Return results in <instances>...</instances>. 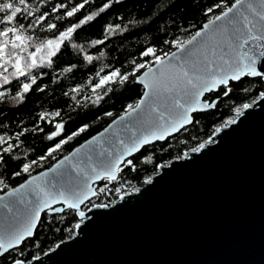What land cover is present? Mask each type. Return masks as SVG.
I'll return each mask as SVG.
<instances>
[{
  "label": "water",
  "instance_id": "water-1",
  "mask_svg": "<svg viewBox=\"0 0 264 264\" xmlns=\"http://www.w3.org/2000/svg\"><path fill=\"white\" fill-rule=\"evenodd\" d=\"M252 2L258 4L259 0ZM238 7L239 13L233 10L229 14L230 17L235 16L236 23L227 27L229 30L240 29L246 36L244 17L247 16L251 22L248 27H252L258 17L252 10ZM225 24V21H216L206 32L202 31L196 41L185 47L199 49L201 59L206 55L220 63L219 57L227 53L228 49L225 45H217L225 39L226 34L216 31L211 42L208 37L217 26ZM202 42H207L206 46ZM249 48L253 49L250 54L258 59V67L264 68V56H260L264 52V40L249 41L240 51H247ZM173 52L176 53L175 59L171 58ZM162 59L167 66L163 79L168 88H172L176 82L181 67L191 70V63H186L184 53L177 49ZM150 68L152 71L145 77L146 81L151 80L153 73L159 75L160 65L153 64ZM145 72H148V68L139 75ZM136 83L143 88L144 93L146 89L143 84ZM178 89L179 85L171 92L161 89L160 98L156 100L159 111H165L167 97L181 95ZM143 93L138 102L144 98ZM211 93H206L205 96ZM204 100L205 97H201L198 107L203 106ZM209 110L212 109L190 115ZM124 115L125 113L116 117L104 129L72 149L49 168L1 194L0 233L5 229L21 226L29 210V205L25 202L29 198L25 197L24 201L20 199L28 191V186L14 196L8 193L43 172H48V179L54 178L53 182L60 184L71 180L80 170L94 175L87 157L90 156L91 163L97 166L104 159L102 153L111 152L114 155L122 151L120 140L130 143V138L139 136L144 131L141 122L147 116V102L131 117L121 121L120 117ZM234 118L237 120L235 124L219 126L221 131L199 152L188 151L187 157L182 156L159 165L157 172L150 177V183L144 182L131 193L120 195L111 205L83 209L96 197L89 192V200L81 205V210L85 212L84 218L78 217L73 209H65L75 212L80 228L74 227L71 238L57 243L41 255L39 261H33V264H264V101L245 110L242 116ZM190 125L187 124L184 128ZM182 129L167 135L163 140L152 139L150 144L141 146L139 151L145 146L164 142ZM89 141L92 143L89 144ZM77 149L80 150L79 153ZM139 151L125 157V162ZM65 157L69 158L68 161L57 168ZM49 169L56 171L51 172ZM65 170L67 174H64ZM97 170H100L99 167ZM109 171L115 179L109 180L102 176L98 180H90L92 191L96 192V185L103 180L117 179L119 171ZM53 207L63 205L55 204ZM43 213L60 214L47 210L41 212V215Z\"/></svg>",
  "mask_w": 264,
  "mask_h": 264
},
{
  "label": "trees",
  "instance_id": "trees-1",
  "mask_svg": "<svg viewBox=\"0 0 264 264\" xmlns=\"http://www.w3.org/2000/svg\"><path fill=\"white\" fill-rule=\"evenodd\" d=\"M235 0H115L110 3L109 8L100 12V9L109 0H89L84 8L80 9L72 17L64 16L65 11L71 10L83 0H28L29 10L34 11L35 16L45 12L49 15L42 25L35 26L25 35L33 37L30 46L22 55L25 57L24 64H30L27 59L29 52H36L40 43L58 35L59 31L79 23L81 19L95 13L93 20L86 22L72 34L71 40L65 41L56 56L49 57L47 48L36 52V62L40 65L30 70L27 78L21 76L13 77L14 69L7 65L10 83L5 85L0 80V136L9 139L14 145L11 153H0L4 155L5 163L0 164V195L18 186L30 176L37 174L54 164L58 159L68 154L72 149L104 129L112 120L125 113L129 104L135 105L143 93V88L136 83V78L129 77V81L123 85L109 83L102 88L93 91L99 83L101 76L107 74L113 68H119L122 73L132 72L134 65L131 63H144L153 57H142L141 53L148 47L156 49V54L170 53L176 49L166 41H186L208 20L214 18L228 9ZM57 4H64L65 8L52 12ZM219 5V7H216ZM212 8V12L207 10ZM39 9L38 11H35ZM57 16H63L57 20ZM32 17L21 19L17 24H27ZM47 23H55L57 29L46 30ZM119 25L115 31L107 33V26ZM103 40V44H92V41ZM75 44L76 47L72 45ZM9 51L11 49L9 48ZM92 56L93 60L88 62L84 57ZM52 63L49 65L48 60ZM14 62V61H13ZM75 65V67H72ZM153 65L150 64L149 67ZM72 67L69 72L64 71ZM104 71H100L101 69ZM146 69V68H145ZM139 70V75L143 70ZM28 71L27 68H25ZM3 72V69H0ZM99 73V75H97ZM36 78V84L24 95V99L17 105H8L6 100L15 96L21 90L23 82L31 83ZM37 86L44 90L37 91ZM232 92L229 96H223V89L216 93L206 95L205 98L220 99L216 108L203 113H196L193 123L182 129L174 136L167 138L164 142H157L143 147L137 154L132 156V165L125 162L120 168L115 181H101L96 185V197L88 202L83 209L106 201L110 205L119 192L136 190L146 180L157 172L161 164L181 158L191 148L197 147L207 140L216 127L224 125L225 121L234 118L233 109L243 103H250L260 91H264V81L260 78H244L239 82H231ZM111 88L112 91L104 95V91ZM244 88L250 91L245 93ZM78 89L79 91H72ZM68 93V95H65ZM103 96L98 103L96 97ZM59 111L60 116H52L51 113ZM40 113H48L44 120L40 119ZM106 113H112L111 116ZM64 125L60 136L48 140L47 136L55 131V124ZM87 125L85 131L73 137L63 144L52 156L44 160L39 157L46 156L48 149L54 147L61 139L77 132L82 126ZM23 135L16 139L18 133ZM7 145H0V148ZM13 157H16L15 159ZM151 157V160L147 158ZM38 160L29 173H21L25 163ZM106 186V187H105ZM104 188L103 192H99ZM78 222L75 212L65 210L60 214L48 215L43 213L35 229L32 238L25 240L19 247V251L25 253L18 256L13 252L0 258V264H10L11 259L20 258L30 260L34 255H43L52 249L57 243L71 238L74 234V225Z\"/></svg>",
  "mask_w": 264,
  "mask_h": 264
},
{
  "label": "snow or ice",
  "instance_id": "snow-or-ice-1",
  "mask_svg": "<svg viewBox=\"0 0 264 264\" xmlns=\"http://www.w3.org/2000/svg\"><path fill=\"white\" fill-rule=\"evenodd\" d=\"M88 2L89 0H83V3L77 4L72 7L71 10L65 11L64 16L72 17L75 13L80 11V9L84 8L85 4ZM111 2H113V0H109V3H105L100 9V12L109 8ZM115 2L119 3L120 0H115ZM238 6L252 10L254 15L258 17V21L252 23V27H248V24L251 22L248 21L247 16L244 17V28L247 29L246 36L240 29L232 28L229 30L227 27L228 25L236 23L235 16L230 17L229 14L233 13V10H236V12L239 13ZM29 7L28 0H0V69H3V72H0V80H2V83L5 85L10 83L9 77L4 75V73L8 72V67L6 65L11 64V67L14 69L12 73L13 77L19 78L23 76L27 78L31 69L40 66L35 59L36 52H40L47 48L49 50V57L56 56L65 41L71 40L74 31L86 22L93 20L96 15L95 13L88 15L84 17V19H81L79 23L73 24L63 31H59L58 35L43 40L40 43V46L36 48V52L28 53L27 59H30L31 63L22 65V62L25 61V57L22 53H24L30 46V42L33 39L32 36L25 35V33L29 30H34L37 25H42V22H45V18L49 15L45 12L39 16H35L34 11H30ZM216 7H219V5H216ZM63 8H65L64 4H57L51 11L54 13L58 9ZM38 10L39 9H36L35 11ZM207 11L212 12L213 9L209 8ZM29 17H32L33 19L27 24V26L24 23L17 24L18 20H26ZM63 18V16L56 17L57 20H62ZM216 21H225L226 24L217 26V28L213 30V34L208 37V41H213L215 32L218 30L226 34L225 39L220 41L217 45L218 47L225 45L228 49L227 53H224L219 57L220 63H216L206 55L201 59L198 54L199 49H187L185 47V45H191L193 41H196L197 37L201 36L202 31L206 32L211 25L216 24ZM119 27V25H116L115 28L111 25L107 26L105 29V38H107V33L113 32ZM54 29H57L55 23L46 24V30L52 31ZM261 40H264V0H259L258 4L253 3L252 0H235V3L231 4L227 11L222 12V14L216 15L214 19L209 20L208 23L203 26L202 30H198L192 35L191 39L186 41H166V43L172 44L178 51L184 53L186 63H191V70H185L181 67L179 75L176 78V82L173 83L172 88H168L163 79L167 66L161 55H157L156 49L152 47L146 48V50L141 53V56H151L153 59L145 61L144 63H136L135 61H132L131 63L134 65L132 72L122 73L119 68H113L107 74L101 76L99 83L95 85L93 91L97 88H102L105 85H108L110 82L123 85L125 82L129 81L130 76L135 77L137 82L143 84L146 89L143 93L144 98L134 106L129 104L127 108L130 111H126L125 115L120 117V120L123 121L126 117H131L133 113L140 110L142 105H145L147 102V116L141 122V127L144 128V131L141 132L139 136H135L134 134L135 138H130V143L120 140L119 143L123 146L122 151L114 155L111 152L102 153L101 155L104 159L99 161L97 166H94L91 163L92 158L90 156L87 157L89 168L94 175H88L87 171L80 170L76 172L75 177L71 180L65 181L64 184H60L58 182L54 183V178L48 179V172H43L37 176H33L30 181H26V184H22L19 188L8 193V195L14 196L17 193H20L21 189L28 186V191L25 192L20 199L24 201L25 197L29 198L25 201L29 205V210L26 212L21 226L5 229L3 233H0V258L5 257L6 254L11 256L13 252H17L18 256L25 255L23 251H19V246L26 240V238H30L34 235V230L37 228L41 219V212L47 210L50 213H62L65 209H73L78 217L84 218L85 212L81 210V205L89 200V192H91V195L93 196L97 195V192L91 190L89 181L92 179L98 180L102 176L109 180L115 179V176L109 171V169L120 171L119 165L125 162V157L131 156L134 152L139 151L141 146L150 144L152 139L163 140L167 135H171L184 128L185 125L193 123L190 113L216 108L220 99L219 95L215 100L205 98L203 106L198 107V105L201 104V97H205L206 93H211L222 88L223 96L227 97L233 90L230 86V81L239 82L244 78H260V80H264V68L258 67V59L255 55L250 54L253 52V49L249 48L247 51H240L245 48L249 41L257 42ZM103 43V40L92 41L93 45ZM202 43L206 46L207 42ZM72 46L76 47L75 44ZM256 47H259V45H256ZM9 48L11 51H9ZM163 56H169V53L165 52L163 53ZM260 56H264V52H261ZM171 58H176L175 52L171 53ZM84 59L91 62L93 57L86 55ZM51 63L52 61L49 59L48 64L50 65ZM150 64L160 65L159 75L153 73L151 80L146 81L145 77H147L148 73L152 71L149 67ZM72 67H75V65ZM72 67L66 68L64 71L69 72L72 70ZM25 68H27L28 71H26ZM145 68H148V72H145L142 75H137L139 70ZM100 71H104V69L102 68ZM97 75H99V73H97ZM35 84V77L32 78L31 83L23 82L21 84V90L16 93V96L13 97V99L22 102L24 95L28 93ZM177 85H179L178 90L181 95L178 97H167L166 99L168 103L165 111H159V105L156 103V100L160 98L161 89L171 92L173 88H177ZM36 90L42 92L44 89L37 86ZM72 91L76 92L79 90L73 89ZM110 91H112L111 88L105 89L104 95H107ZM242 91L247 93L250 89L244 88ZM65 95H68V93H65ZM2 96L3 93H0V97ZM102 99L103 96L98 95L94 103H98ZM261 101H264V91H260L250 103H243L236 106L233 109L235 116L237 118L242 116L245 110L252 108ZM48 115V113H40V119L44 120ZM51 115L55 117L60 116L61 113L56 111L51 113ZM106 115L111 116L112 113H106ZM236 122V118L228 119L225 121L223 127L235 124ZM86 127L87 125L82 126L77 132L68 135L66 139H61L58 143H55L54 147L48 149L46 156L39 157L38 160H44L47 157L52 156V154L59 150L63 144L73 139L74 136L79 135L80 132L85 131ZM63 128L64 125L62 123H56V130L51 132V134L47 136V139L53 140L54 137L60 136ZM105 131H107V129ZM137 131H139V129H137ZM220 131L221 128L216 127L212 136L203 143H200L197 147L191 148V152H199L206 144L211 143L212 137ZM21 135H23V132L18 133L16 139L18 140ZM9 139L11 138L6 139L4 136H0V145H7L6 147L0 148V153H11L13 151L14 145L8 142ZM93 140H95V138H93ZM88 143L91 144L92 141H89ZM76 151L79 153L80 150L77 149ZM73 155L75 156L76 153ZM187 155L188 153L186 152L184 156L187 157ZM13 158L15 159L16 157ZM68 159V157H65L64 161H61L57 165V168L61 167L66 161H68ZM147 159L151 160V157H148ZM38 160L23 164L21 172H17L15 175L29 173L32 166L38 164ZM5 162L4 155L0 154V164ZM126 163L127 165L133 164L132 160H127ZM97 167H99V171L97 170ZM73 170L75 171V169ZM48 171L54 172L56 169H49ZM64 174H67V170H65ZM150 182L151 178L145 181V183ZM98 191L103 192L104 188H100ZM119 191L120 189L117 188L116 192ZM125 195H127V193H125ZM2 199L3 197H0V200ZM55 204H62L63 207H53ZM93 206L107 207V205L99 204ZM74 227L77 229L80 228V223H76ZM39 260L40 256L34 255L30 260L20 258L11 259L10 264H33V261Z\"/></svg>",
  "mask_w": 264,
  "mask_h": 264
},
{
  "label": "rangeland",
  "instance_id": "rangeland-1",
  "mask_svg": "<svg viewBox=\"0 0 264 264\" xmlns=\"http://www.w3.org/2000/svg\"><path fill=\"white\" fill-rule=\"evenodd\" d=\"M0 93H3V92L0 91ZM15 96H12V97H10L9 99L6 100L8 105L14 106V105H17V104H19L21 102L19 100L13 99V97H15ZM105 182H111V181L105 180Z\"/></svg>",
  "mask_w": 264,
  "mask_h": 264
},
{
  "label": "built area",
  "instance_id": "built-area-1",
  "mask_svg": "<svg viewBox=\"0 0 264 264\" xmlns=\"http://www.w3.org/2000/svg\"><path fill=\"white\" fill-rule=\"evenodd\" d=\"M132 191H134V190H131V189H130V190H126V192H123V193H122V192H117L115 195H116L117 198H118L120 195L125 194V193H131ZM117 198H116V199H117ZM116 199H115V200H116ZM113 202H114V201H111V202H110V205H111ZM101 205H107V204H106V201L103 200L102 203H101ZM108 206H109V205H108Z\"/></svg>",
  "mask_w": 264,
  "mask_h": 264
}]
</instances>
